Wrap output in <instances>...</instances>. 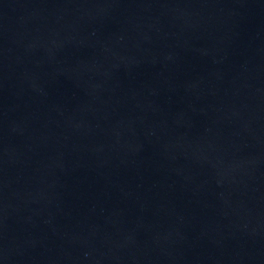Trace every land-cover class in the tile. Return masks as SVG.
I'll use <instances>...</instances> for the list:
<instances>
[{
    "label": "water",
    "instance_id": "obj_1",
    "mask_svg": "<svg viewBox=\"0 0 264 264\" xmlns=\"http://www.w3.org/2000/svg\"><path fill=\"white\" fill-rule=\"evenodd\" d=\"M0 264H264V0H0Z\"/></svg>",
    "mask_w": 264,
    "mask_h": 264
}]
</instances>
